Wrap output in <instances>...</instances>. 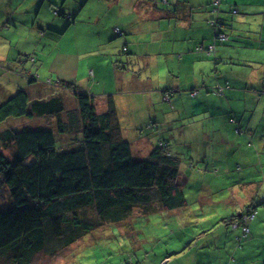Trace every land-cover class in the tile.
I'll list each match as a JSON object with an SVG mask.
<instances>
[{
    "label": "crops",
    "instance_id": "crops-1",
    "mask_svg": "<svg viewBox=\"0 0 264 264\" xmlns=\"http://www.w3.org/2000/svg\"><path fill=\"white\" fill-rule=\"evenodd\" d=\"M47 1L66 16H40ZM67 1L0 0V103L20 89L37 91L29 81L52 44L53 64L64 55L76 60L74 82L98 112L112 98L133 157L164 142L179 159L186 203L154 214L184 224L189 194L204 229L220 218L217 231H198L152 264H264V0H219L217 9L215 0ZM219 31L224 43L215 40ZM193 130L203 140L197 158L184 150ZM219 205H230L228 214ZM249 211L254 218L241 223L249 231L239 242L241 225L232 223Z\"/></svg>",
    "mask_w": 264,
    "mask_h": 264
},
{
    "label": "trees",
    "instance_id": "trees-1",
    "mask_svg": "<svg viewBox=\"0 0 264 264\" xmlns=\"http://www.w3.org/2000/svg\"><path fill=\"white\" fill-rule=\"evenodd\" d=\"M34 78L29 86L38 83ZM41 88L20 89L0 103V124L9 118L55 119L54 130L10 124L0 131V264L55 257L106 223L185 205L179 159L164 142L147 158L133 157L112 98L100 113L77 86L58 81L56 88ZM62 89L73 93L72 107L58 94ZM246 215L254 213L241 217Z\"/></svg>",
    "mask_w": 264,
    "mask_h": 264
},
{
    "label": "rangeland",
    "instance_id": "rangeland-1",
    "mask_svg": "<svg viewBox=\"0 0 264 264\" xmlns=\"http://www.w3.org/2000/svg\"><path fill=\"white\" fill-rule=\"evenodd\" d=\"M72 1L77 2L79 0ZM72 1H67V5L69 7L74 6ZM54 11L55 10H53V8L49 7V2L47 1L43 5L40 16H47L48 19H52L56 16ZM68 15L69 14H67V16ZM64 31L65 29L61 33ZM63 35L66 34L64 33ZM65 38L66 36L60 42V45L64 46ZM118 41H120V38H116L112 43L115 44ZM66 43L68 45L67 41ZM52 50V44H48L45 47V52L42 55L43 65L38 70V74L35 76V80L38 82L37 84L39 86L46 85L41 91L53 89L49 87H56V83L60 80L77 86L74 82L76 60H72L70 57H68V55H64L65 59L53 64V54H51ZM50 61L51 65H53V74H49ZM13 94L14 93L11 95ZM58 94H60V96H62V98L65 100L67 108L72 107L71 104L74 102L75 98L70 90H58ZM96 106L98 105L96 104ZM41 120L9 118L0 124V131L10 124H13V126L20 125L21 127H27L30 129H34L36 126H44L43 129H55V119H49V121L48 119ZM50 121L52 123H50ZM124 121V124L127 125L128 121L126 119ZM186 135L188 145L185 146L186 149L184 150L186 153H188L190 150L193 157L197 158L195 156H197L199 153V148L201 147L199 143L203 141L201 134L198 131L193 130L187 132ZM57 145L60 147L59 140H57ZM182 158L185 159L186 157L184 156ZM186 197L189 198L191 205H189V210L185 211L186 215L184 219L186 221L184 224L181 223L182 221H177V218H168L166 214L162 213L147 216H137L136 214L124 221L122 220L117 223L104 224L102 227L84 235L78 242L72 244L66 250L57 254L55 257L39 255L32 264L157 263L165 253L170 254V249H176L189 244V238L197 234L198 231H217V225L219 224L218 220L220 218L217 217L209 221L210 224L215 222V225L213 226L214 229H211L210 227L208 229H204L205 225L195 219L198 215V212L202 213L201 205L199 203L196 204V198L193 196L190 197V195L187 194ZM233 200L237 201L241 199L234 198ZM5 201L7 202L6 198ZM0 204H2V202H0ZM219 208L221 215L224 213L223 210H225L226 214H228L230 205L226 206L224 209H221V206L219 205ZM188 219L191 220L188 221ZM206 225L208 224L206 223ZM215 235V233L210 234V236Z\"/></svg>",
    "mask_w": 264,
    "mask_h": 264
},
{
    "label": "built area",
    "instance_id": "built-area-1",
    "mask_svg": "<svg viewBox=\"0 0 264 264\" xmlns=\"http://www.w3.org/2000/svg\"><path fill=\"white\" fill-rule=\"evenodd\" d=\"M217 2H218V0L217 1H215V4H217ZM215 6V5H214ZM214 9H216V8H214ZM216 11V10H215ZM208 24L211 26V27H213L214 29L215 28H217V20H215V19H211V20H209L208 21ZM215 40L216 41H218L219 43H224L226 40H227V36L224 34V33H221V32H217V33H215ZM208 50H209V52H211V51H213L214 52V50H215V45H212V46H210L209 48H208ZM124 52H125V49H124ZM192 96L193 95H195V92H193L192 94H191ZM254 218V215H249V216H244V217H242V222H244L243 220L245 219V221H247V220H250V219H253ZM237 222H233L232 223V226H233V228H235V227H237ZM241 231H242V237L239 239V242L241 241V240H243V238H245L246 236H247V234H248V231H249V229L245 226V225H242L241 226ZM168 259H166V261H167Z\"/></svg>",
    "mask_w": 264,
    "mask_h": 264
},
{
    "label": "water",
    "instance_id": "water-1",
    "mask_svg": "<svg viewBox=\"0 0 264 264\" xmlns=\"http://www.w3.org/2000/svg\"><path fill=\"white\" fill-rule=\"evenodd\" d=\"M68 16H70V15H68Z\"/></svg>",
    "mask_w": 264,
    "mask_h": 264
}]
</instances>
